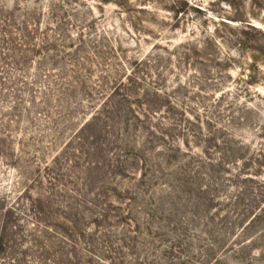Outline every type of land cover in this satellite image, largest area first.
Here are the masks:
<instances>
[{
    "label": "rangeland",
    "instance_id": "1",
    "mask_svg": "<svg viewBox=\"0 0 264 264\" xmlns=\"http://www.w3.org/2000/svg\"><path fill=\"white\" fill-rule=\"evenodd\" d=\"M0 264H264V0H0Z\"/></svg>",
    "mask_w": 264,
    "mask_h": 264
}]
</instances>
